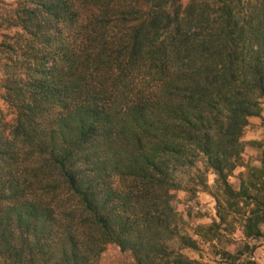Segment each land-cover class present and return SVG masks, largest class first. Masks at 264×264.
Returning <instances> with one entry per match:
<instances>
[{"label":"trees","instance_id":"obj_1","mask_svg":"<svg viewBox=\"0 0 264 264\" xmlns=\"http://www.w3.org/2000/svg\"><path fill=\"white\" fill-rule=\"evenodd\" d=\"M0 96V264H99L108 244L196 264L179 190L215 197L202 239L232 214L264 236V138L229 180L262 113L264 0H0Z\"/></svg>","mask_w":264,"mask_h":264},{"label":"rangeland","instance_id":"obj_2","mask_svg":"<svg viewBox=\"0 0 264 264\" xmlns=\"http://www.w3.org/2000/svg\"><path fill=\"white\" fill-rule=\"evenodd\" d=\"M8 7L19 0H1ZM13 116L11 107L0 96V121H9ZM264 138V102L260 116L250 118V123L245 131L243 141V165L238 167L230 176V182L238 187L241 174L248 166H260L261 148L255 141ZM203 168V163H199ZM207 182L210 187L215 185L213 170L207 172ZM177 208L184 215L187 229L199 241V249H185L184 252L196 264H262L257 257H264V236L260 238L243 237L241 214H232L228 221L216 230V237L212 240L202 239L196 233L198 227H208L214 221H219L216 211V200L211 192L199 191L195 199H190V194L184 190L177 191ZM249 245V248L246 246ZM261 247V255L254 254L256 248ZM254 249V251H251ZM225 253H231L227 256ZM99 264H136L129 251H121L116 244H108ZM264 264V263H263Z\"/></svg>","mask_w":264,"mask_h":264},{"label":"crops","instance_id":"obj_3","mask_svg":"<svg viewBox=\"0 0 264 264\" xmlns=\"http://www.w3.org/2000/svg\"><path fill=\"white\" fill-rule=\"evenodd\" d=\"M260 249H261V247L256 248V250H255V252H254V254H255L256 256L261 255V251H259ZM257 259L259 260V262H262V264L264 263V257H263V258H259V257H257Z\"/></svg>","mask_w":264,"mask_h":264}]
</instances>
